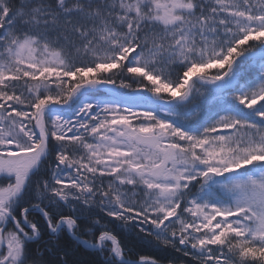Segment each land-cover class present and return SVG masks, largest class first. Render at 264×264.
Returning a JSON list of instances; mask_svg holds the SVG:
<instances>
[{"label": "snow or ice", "instance_id": "snow-or-ice-1", "mask_svg": "<svg viewBox=\"0 0 264 264\" xmlns=\"http://www.w3.org/2000/svg\"><path fill=\"white\" fill-rule=\"evenodd\" d=\"M117 231L264 264V0H0V264Z\"/></svg>", "mask_w": 264, "mask_h": 264}, {"label": "trees", "instance_id": "trees-1", "mask_svg": "<svg viewBox=\"0 0 264 264\" xmlns=\"http://www.w3.org/2000/svg\"><path fill=\"white\" fill-rule=\"evenodd\" d=\"M67 211V210H66ZM81 227H83V222ZM103 223V221H102ZM111 227V225H109ZM99 234L97 230V235ZM116 235L120 239L122 245L126 249H130V258H138L139 255H148L150 257H157L164 260V264H167V260L173 256H181L182 254L173 253L171 250L164 251L163 249H157L154 246L144 245L142 242L136 239L135 232L117 231ZM44 237L46 240L49 239L46 229ZM92 239V237H87ZM53 243L58 244L61 248H66L69 250L70 255L68 257L70 264H101L103 257L96 252L85 250L83 247L79 246L77 242L66 232L59 235L58 241H53ZM51 247V246H50ZM177 264H180V260H177Z\"/></svg>", "mask_w": 264, "mask_h": 264}, {"label": "flooded vegetation", "instance_id": "flooded-vegetation-1", "mask_svg": "<svg viewBox=\"0 0 264 264\" xmlns=\"http://www.w3.org/2000/svg\"><path fill=\"white\" fill-rule=\"evenodd\" d=\"M47 233V232H46ZM67 233V232H66ZM62 234V233H61ZM68 234V233H67ZM69 235V234H68ZM43 240H46V238L45 237H43Z\"/></svg>", "mask_w": 264, "mask_h": 264}]
</instances>
